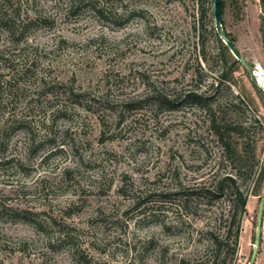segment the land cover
Segmentation results:
<instances>
[{
	"label": "rangeland",
	"instance_id": "1",
	"mask_svg": "<svg viewBox=\"0 0 264 264\" xmlns=\"http://www.w3.org/2000/svg\"><path fill=\"white\" fill-rule=\"evenodd\" d=\"M3 1L0 264H264V95L242 67L222 80L212 0ZM221 1L264 89L259 0ZM195 95L244 127L228 142L253 174Z\"/></svg>",
	"mask_w": 264,
	"mask_h": 264
},
{
	"label": "trees",
	"instance_id": "2",
	"mask_svg": "<svg viewBox=\"0 0 264 264\" xmlns=\"http://www.w3.org/2000/svg\"><path fill=\"white\" fill-rule=\"evenodd\" d=\"M3 3H4V1H3ZM259 3H260V9H261L259 32H260L263 55H264V0H259ZM222 6L223 5H222V1H221L220 2V11H222ZM0 9H1V5H0ZM18 18H19V16L17 15L16 20ZM0 20H2L3 26L7 30L15 29V27H16L15 26V20H13L11 18H6V17H4V19L0 18ZM17 24H19V23H17ZM25 24H26V22H25ZM219 43H220L219 55L221 57L220 61L222 63V65H221V78L223 81H228L229 75L233 71L239 69L241 66L231 56V54L228 52L226 47L220 41H219ZM254 71H255V68H254ZM244 72H245V70H244ZM246 75H247V73H246ZM226 89H228V88H226ZM256 91L258 92L259 95H264L259 90L256 89ZM193 98L196 99V101L200 105L203 104V108L206 109L209 112V114L212 115V119L210 120L211 121L210 122L211 129L213 130V133L218 138V140L220 142H222V144L224 145L226 152L230 153V154L235 153L236 158H237V162H239V164H240V162L241 163L243 162V164L239 166V169L246 166L247 162H249L247 165L248 166L247 169H248V172L250 174H253L254 171L258 167V160L255 157L254 150H252V149L250 150L251 157L247 158L246 152H244V150L240 149L238 151L236 147H235V149L234 148L232 149L231 144L228 142V140L231 138V137H229L230 134L233 133L234 135H236L240 131L244 130V127H242V125L240 123L233 121L232 119H229V118H223L222 120L216 121V117H215V113H216L215 110L216 109H212L211 105L207 104L206 103L207 101L201 96L195 95V96H193ZM254 123H257L258 126L260 125V122L258 120H254ZM237 151L239 153H237ZM227 180H229V179H227ZM262 181H264V177H263L262 170H260L259 175H258L257 180H256V183H255L253 195H259L258 192H259ZM220 190H222V188L220 186L217 187V191L220 192ZM206 192L209 193L207 190H206ZM233 193H234L233 195H234L235 206H234V210H233V213L231 216V221L229 224L230 228L228 229L229 233L233 232V234H234V240L232 243V252H234L237 248L238 237L240 234V222H241V218L246 214V203H247L246 196H244L240 191L235 190V192H233Z\"/></svg>",
	"mask_w": 264,
	"mask_h": 264
},
{
	"label": "water",
	"instance_id": "3",
	"mask_svg": "<svg viewBox=\"0 0 264 264\" xmlns=\"http://www.w3.org/2000/svg\"><path fill=\"white\" fill-rule=\"evenodd\" d=\"M220 2L221 0H212V12L214 16V28L215 31L221 40L222 44L226 47L231 56L239 63V65L245 70L251 84L260 92L264 94V89H262L258 83V79L255 77L254 68L237 52L233 43L227 38V35L224 33L221 25V11H220ZM264 207V181L262 194L260 196L259 207L256 216V230L253 238V251L251 253L250 261L252 262L255 258L256 249L260 241V232L262 228V214Z\"/></svg>",
	"mask_w": 264,
	"mask_h": 264
},
{
	"label": "bare ground",
	"instance_id": "4",
	"mask_svg": "<svg viewBox=\"0 0 264 264\" xmlns=\"http://www.w3.org/2000/svg\"><path fill=\"white\" fill-rule=\"evenodd\" d=\"M260 85V84H259ZM261 87V86H260ZM262 88V87H261ZM263 89V88H262Z\"/></svg>",
	"mask_w": 264,
	"mask_h": 264
}]
</instances>
